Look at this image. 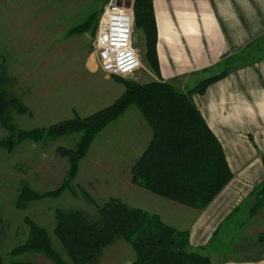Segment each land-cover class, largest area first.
<instances>
[{
	"label": "rangeland",
	"instance_id": "obj_1",
	"mask_svg": "<svg viewBox=\"0 0 264 264\" xmlns=\"http://www.w3.org/2000/svg\"><path fill=\"white\" fill-rule=\"evenodd\" d=\"M109 2L0 0V53L5 59L0 81L6 94L17 98L26 108L24 112H18L14 106L9 109L16 132L46 129L53 124L77 116L85 118L103 110L121 95L118 88H125L126 81H135L137 76H141V82L150 81L152 75H149V70L161 80L160 72L156 73L150 66V59L143 56L146 43L144 35L137 33L135 18L133 45L140 57L141 67L127 76L111 75L100 68L96 48L98 25L95 34L93 29L85 34L69 33L94 12L102 11L100 20ZM235 65L236 58H228L220 61L219 67H226L230 71ZM189 74L168 82L182 91L188 85L187 78L192 75ZM113 82L120 85H114ZM128 109L139 112L135 105L126 108L125 112ZM124 113L96 134L79 162L78 172L71 180L70 188L59 196L31 201L24 209L16 207L23 186L40 193L61 186L67 178L70 164L68 158L57 152V148L76 150L82 132L57 139L46 135L39 141L25 136L21 140L15 137V145L11 149L0 146V255L5 264H11L14 260L52 264L41 253L30 252L20 258L11 256L13 248L28 240L30 227L27 220L44 227L53 245L59 248L54 233L57 210H81L90 220H96L99 211L95 204L103 205L110 197H118L132 207L158 214L177 229L191 227L199 210L131 183L130 168L147 146L151 130L143 117L140 123L136 115L127 114V117L123 116ZM10 134L0 123V140L7 139ZM255 199L256 192L250 198L251 203H245L234 213L232 219L222 225L209 247L201 252L208 254L212 248L217 251L219 258L222 255L232 257L239 252L241 244L248 247L257 243L258 235L252 231L254 227L249 230L243 228L244 224L261 225L258 218L252 215L261 218L259 214L263 208L253 210ZM135 257L131 245L120 238L108 246L93 264H129Z\"/></svg>",
	"mask_w": 264,
	"mask_h": 264
},
{
	"label": "trees",
	"instance_id": "obj_2",
	"mask_svg": "<svg viewBox=\"0 0 264 264\" xmlns=\"http://www.w3.org/2000/svg\"><path fill=\"white\" fill-rule=\"evenodd\" d=\"M132 7L137 33L144 35L146 43L144 56L150 59V66L159 74L154 0H134ZM101 12L90 14L69 33L85 34L93 29L95 34ZM4 65L5 59L0 53V73ZM226 75L227 71H224L206 78L186 92L162 79L145 84L126 81L123 95L107 108L85 118L77 116L29 133L15 131L9 109L14 106L18 112H24L26 108L17 98L6 94L0 81V123L11 133L7 139L0 140V146L11 149L15 137L21 140L25 136L39 141L46 135L57 139L82 132L76 150L57 148L70 164L61 186L45 193L23 186L16 207L24 209L31 201L59 196L70 188L79 162L96 134L126 108L135 105L151 130V138L130 168L131 183L187 207L205 209L234 174L221 142L208 126L193 97L204 94L213 82ZM255 201L254 211L264 206V186L256 191ZM95 205L99 211L96 220H90L81 210H57L54 233L59 248L53 245L44 227L27 220L30 227L28 240L13 248L11 256L20 258L34 252L43 254L52 264H93L108 246L121 238L136 254L129 264H212L209 256L191 249L189 230L169 225L160 215L132 207L118 197H110L103 205ZM0 264H5L1 255ZM11 264L38 263L14 260Z\"/></svg>",
	"mask_w": 264,
	"mask_h": 264
},
{
	"label": "crops",
	"instance_id": "obj_3",
	"mask_svg": "<svg viewBox=\"0 0 264 264\" xmlns=\"http://www.w3.org/2000/svg\"><path fill=\"white\" fill-rule=\"evenodd\" d=\"M154 8L162 80L195 74L187 78L188 85L182 88L186 92L204 79L227 71L219 67L220 61L236 58V65L225 77L213 82L204 94L193 97L221 142L234 174L186 229L190 231L191 249L202 253L222 225L245 203H251L253 193L264 186V0H154ZM148 73L153 76L150 81H139L141 76L135 81H159L152 71ZM118 90L122 93L117 99L125 88ZM133 111L128 109L123 116L136 115L141 123V112ZM249 210L251 215L252 205ZM252 215L261 225L244 224L243 228L254 227L258 242L248 247L241 244L232 257L219 258L211 248L203 254L212 264H264V206L261 218Z\"/></svg>",
	"mask_w": 264,
	"mask_h": 264
},
{
	"label": "built area",
	"instance_id": "obj_4",
	"mask_svg": "<svg viewBox=\"0 0 264 264\" xmlns=\"http://www.w3.org/2000/svg\"><path fill=\"white\" fill-rule=\"evenodd\" d=\"M110 0L98 24L96 48L100 68L111 75L127 76L141 67L133 45L134 10L128 2Z\"/></svg>",
	"mask_w": 264,
	"mask_h": 264
},
{
	"label": "water",
	"instance_id": "obj_5",
	"mask_svg": "<svg viewBox=\"0 0 264 264\" xmlns=\"http://www.w3.org/2000/svg\"><path fill=\"white\" fill-rule=\"evenodd\" d=\"M127 5H128V6H131V5H132V2H131V1H130V2H128V3H127Z\"/></svg>",
	"mask_w": 264,
	"mask_h": 264
}]
</instances>
